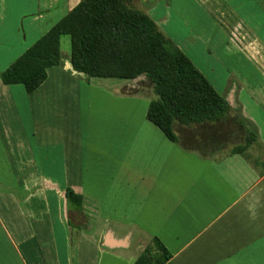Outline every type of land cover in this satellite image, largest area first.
I'll return each instance as SVG.
<instances>
[{"label": "crops", "instance_id": "crops-1", "mask_svg": "<svg viewBox=\"0 0 264 264\" xmlns=\"http://www.w3.org/2000/svg\"><path fill=\"white\" fill-rule=\"evenodd\" d=\"M80 1L0 0V73ZM208 2H135L231 107L227 120L175 121L176 142L146 116L147 75L77 72L67 35L34 92L0 78V264H134L154 237L165 264H264V71L255 81L238 61L255 69L245 45L264 44V0H219L244 41ZM95 90L117 114L113 133L91 131ZM238 119L257 135L250 154L231 153L245 138Z\"/></svg>", "mask_w": 264, "mask_h": 264}, {"label": "trees", "instance_id": "trees-1", "mask_svg": "<svg viewBox=\"0 0 264 264\" xmlns=\"http://www.w3.org/2000/svg\"><path fill=\"white\" fill-rule=\"evenodd\" d=\"M135 1L81 0L0 73L2 82L34 92L46 80L47 69L61 63V37L67 35L74 70L98 78L147 75L154 96L146 116L172 141L178 140L175 121L192 125L229 119L224 96L148 13L132 6ZM238 121L245 138L231 153L245 154L257 135ZM65 196L69 210L80 211L81 194L68 187ZM170 258L154 237L134 264H165Z\"/></svg>", "mask_w": 264, "mask_h": 264}, {"label": "rangeland", "instance_id": "rangeland-1", "mask_svg": "<svg viewBox=\"0 0 264 264\" xmlns=\"http://www.w3.org/2000/svg\"><path fill=\"white\" fill-rule=\"evenodd\" d=\"M135 2L132 4V6L135 8H138V9H142V8L138 7L137 3H135ZM208 3L209 4L207 5V7L211 6L210 7L211 10L206 7L207 10H209V12L211 13L212 9H213L214 12L218 13L219 16L222 17L221 19L223 22L222 21H219V22H222V24L224 23V25L227 27L226 29L228 31H230V33L232 32L233 37H237V39H239L240 41H244L243 39L249 38L248 34H246V32L240 27V25H238L239 23L235 22L234 20H230L229 11H227L225 9V7L222 6V4L219 2V0H210V2H208ZM69 46H70V40H69L68 36H65L64 40H63V48H62L63 51L68 52ZM240 46H243V45H240ZM245 46L249 48V52L245 51V56L248 59H251L250 61L252 62L255 69H251L250 68L251 66H249L248 64H245L244 62H243L244 63L243 64L242 60H240V59L238 60V61H240L239 62V69L244 70L250 76L251 79L253 78L255 81H258L262 78H261V76H259V78H257V76L255 75V73L257 74L256 71L258 70L262 73L264 71V44H249V45H245ZM223 62H224V64H227L228 67H230V64L228 62L227 63H226V61H223ZM193 63L196 65L195 61H193ZM196 66L198 67V65H196ZM257 75H259V74H257ZM98 81H101V80L96 79L95 82H93V83L95 84ZM102 82H104V80H102ZM93 101H94V104H93V111L94 112H93V118H92V124H91V126H92L91 131L93 133H97V134H100L102 132H105V133L106 132H112V133L115 132L116 131V128H115L116 125L115 124H117V120H116L117 114L115 112H112L114 110V108L106 103L109 101V99L106 96L103 98L102 91L95 90L93 93ZM101 103H103V105H101ZM108 103H110V102H108ZM239 140L241 141L242 139L240 138ZM91 150L94 151L92 148H91ZM248 152H249V154L251 153L250 148H249ZM251 157L254 158L255 156L253 155ZM73 221H75V220L73 219Z\"/></svg>", "mask_w": 264, "mask_h": 264}, {"label": "water", "instance_id": "water-1", "mask_svg": "<svg viewBox=\"0 0 264 264\" xmlns=\"http://www.w3.org/2000/svg\"><path fill=\"white\" fill-rule=\"evenodd\" d=\"M71 66H72V64H71ZM72 69H73V67H72ZM74 70V69H73ZM76 71V70H75ZM77 72H79V71H77ZM81 73H83V72H81Z\"/></svg>", "mask_w": 264, "mask_h": 264}]
</instances>
